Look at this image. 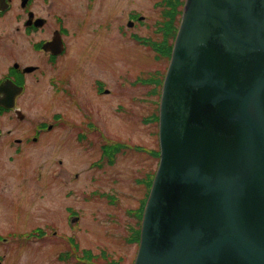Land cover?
Returning <instances> with one entry per match:
<instances>
[{"label": "water", "instance_id": "95a60500", "mask_svg": "<svg viewBox=\"0 0 264 264\" xmlns=\"http://www.w3.org/2000/svg\"><path fill=\"white\" fill-rule=\"evenodd\" d=\"M241 60L254 63L256 74L245 88L231 92L213 80L246 72ZM205 88L222 93H207L205 102ZM203 105L212 110L195 115ZM160 122L161 169L135 264H264V0L186 1ZM166 141H177L170 149L179 151L176 165L195 166L189 170L200 175L178 180L191 181L198 204L177 200L175 189L165 194Z\"/></svg>", "mask_w": 264, "mask_h": 264}, {"label": "flooded vegetation", "instance_id": "af4514ba", "mask_svg": "<svg viewBox=\"0 0 264 264\" xmlns=\"http://www.w3.org/2000/svg\"><path fill=\"white\" fill-rule=\"evenodd\" d=\"M185 2V0L154 2L152 7L160 11L161 18L159 22L157 20L153 21L152 24L157 25L153 34L150 36L134 32L136 25L131 23L130 19H127V27L125 25L119 28L122 35L121 39L128 43L131 42L130 46L132 47L133 45H137V48L142 47L146 54L151 51L155 61L165 63L167 61L165 54H161L159 58H156L155 45L161 43L166 47L167 43L173 44L183 13L186 12ZM71 15L72 13L68 8L56 10L55 0H0V161L2 160L1 155H5L6 161L11 164L17 163L18 160L22 161V158L28 159L27 149L37 147L45 141H53L60 147L65 146L64 150L70 161H76L75 156L79 152L84 153V155L79 154L82 160L87 159L88 155L86 154H91L89 168L102 173L103 165L106 166L105 170L113 167L117 169L120 159L125 158L128 151L134 152L136 150L141 154H145L150 160L155 161L152 170L150 164L148 169L143 168L142 171L138 172V177L132 179L138 185V188L141 187L139 189L143 190V195L138 200V207L127 211L129 216L136 218L137 210L146 203L153 182L161 169L162 142L158 119L160 117L161 99L164 92L163 84L168 63L162 69H157L154 72L144 70L136 75L125 73V75L119 76L118 70L113 68L116 62H112L111 69L109 67L110 63H108L109 60H107L112 57V44L115 43L101 44V41L97 42L96 39L90 38L88 45H82L81 36L83 32L87 33L89 31L87 26L90 23L77 18L74 21V26H72L69 20ZM135 16L136 18L140 17V15ZM106 26L108 27V25ZM144 26L149 29L151 25ZM98 28L102 30L103 26L98 24ZM119 29L117 28V32ZM93 30L90 34L96 36L99 30ZM152 36H155V38ZM72 40H75V42L72 43ZM92 43L97 47L99 53L97 56L90 58V61L84 60V67H81L79 63H76L80 58L77 55L84 51L87 46L89 49L93 48ZM72 54L74 57H71ZM70 58L77 66L79 65L80 69L77 72L74 70L73 64L70 63ZM247 61L241 60V65L248 68L246 72L244 70V73L238 74L235 79L228 76L233 82L232 84L229 83V79H225L224 75H227L221 72L222 77H213V80L225 82L224 89L227 91H240L245 88L246 82L248 84L255 74L251 71L254 63H248ZM86 68H88V71H86ZM79 71L84 72L81 75L82 78H79ZM242 75H245V77L241 78ZM113 77L114 82L111 83L110 79H113ZM43 78H46L48 88L60 91L63 94L62 97L65 99L66 102L64 103H66L68 109L64 113L52 114L49 120L40 121L37 117L27 116L24 111L25 107H30V104L33 105V97H37L39 93H42L40 86ZM140 88L143 91L135 94V90ZM212 92L222 93L219 90L205 88L202 99H205V102L208 100L207 93L214 98L215 95ZM31 94L34 96L32 97ZM116 98L125 101L114 103L113 101ZM198 100L201 99L197 98L196 101L198 102ZM136 104L144 106V113H139L134 109ZM209 109L203 105L195 109V115L200 114L203 116L212 110ZM124 113L125 116H123ZM136 114L142 115L140 118L141 125L154 126V131L148 135L153 134L152 136L155 138L154 146L156 147L144 148L143 145H139L143 146L141 148L133 145L134 147L125 148L126 150L120 156V143L122 139L130 141L128 138L130 135L122 133L126 136L123 137L117 132L114 126L115 119L122 120L126 117L128 121H132ZM68 119L73 120L72 126L67 125ZM61 125L68 127V132L62 141L57 139L58 136L54 134L58 126ZM112 130H116V132L113 133ZM168 142L171 144L168 147L167 141L165 142V146H167L165 168L160 174L165 194H167V191L173 195L175 189L179 197L177 200H189L198 204V199L194 194L195 187H191V181L188 182L189 184H181L178 183V180H180V175L185 173H189L190 179L197 178L200 175L195 170H189L195 166H182L180 168L176 165L177 163L174 161L175 152L179 151L175 149L171 152L170 149L176 146L177 141ZM94 148L95 151H91ZM29 162L31 161H27V163ZM62 162V160L58 161V163ZM65 170L68 172L66 168ZM74 176L79 178V172H75ZM51 177L53 180L59 178L55 172H52ZM116 178L114 183L118 184L119 180ZM98 179L97 175L91 178L92 181ZM183 185H188V191H184L185 186ZM203 192L205 191L202 189L201 193ZM101 193L103 196L106 195V193ZM70 195L71 192L69 191L66 196L69 198ZM117 201L116 199V203ZM79 219L80 217L75 212L70 213L67 217L71 227L77 225ZM51 228L52 225L38 226L24 234L22 231L14 230L7 231V233L1 232L0 242L6 239L5 235L10 237L14 235L19 240L35 235L43 238L47 235V229ZM132 228V226L128 227L131 235L134 233V228ZM13 232L15 234H12ZM205 232L209 233L211 231L207 229L204 230ZM18 233L20 238L19 236L16 237ZM127 243H129V240H127ZM0 245L4 246L1 243ZM229 256L233 255L230 254ZM4 260L5 254H1L0 264H3Z\"/></svg>", "mask_w": 264, "mask_h": 264}, {"label": "rangeland", "instance_id": "374dc122", "mask_svg": "<svg viewBox=\"0 0 264 264\" xmlns=\"http://www.w3.org/2000/svg\"><path fill=\"white\" fill-rule=\"evenodd\" d=\"M157 1L160 0H94L93 2L55 0V6L56 10L68 8L71 11L69 20L72 26L77 18L90 23L87 26L89 31L83 32L81 36L82 45H88L90 38L96 39L97 42L101 41V44L115 43L112 44V57L107 60L111 69L112 62H116L113 68L118 70L119 76H122L125 73L136 75L144 70L154 72L167 64L155 61L151 51L146 54L142 47L137 48V45L132 47L131 42L123 41L119 29L130 19V22L136 25L134 32L151 36L157 26L152 24L153 21L159 22L161 18L160 11L152 7ZM135 15L140 17L136 18ZM140 18H144L142 21L145 23L140 21ZM98 24L103 26L102 30L98 28ZM144 25L151 26L147 29ZM93 29L99 30L96 36L90 34ZM74 42L75 40H72V43ZM92 46L93 48L90 49L87 46L77 55L80 58L76 63L81 67H84V60L90 61V58L99 53L93 43ZM71 57L74 55L72 54ZM69 61L77 72L80 69L79 65L77 66L72 58ZM82 74L84 72L79 71V78H82ZM45 79L41 81L42 93L37 97L31 94L33 105L25 107L24 111L27 116L37 117L40 121L49 120L52 114L64 113L68 109L63 94L48 88ZM110 82H114V77ZM142 91L143 89L140 88L134 93L138 94ZM122 101L125 100L116 98L113 102ZM134 109L144 113V106L141 104L134 105ZM125 115L124 113L123 116ZM141 116L136 114L132 121H128L126 117L122 120L115 119L114 126L117 132L123 137L130 135L128 136L130 141L122 139L120 143V156L125 148L134 147L133 145L141 148L156 147L153 134L148 135L154 131V126L141 125ZM72 124L73 120L68 119L67 125L72 126ZM112 131L116 132V130ZM67 132L68 127L61 125L54 134L62 141ZM93 144L96 145L95 142ZM64 149L65 146L60 147L56 142L45 141L37 147L27 149L28 159L22 158V161L18 160L13 164L6 161L5 155H1L0 233L14 230L22 231L24 234L38 226L52 225L43 238L35 235L36 240L30 236L19 240L14 235L12 237L5 235L6 239L0 242L4 245H0V255L5 254L3 264H104L109 259L117 261L121 259V264H133L138 244L127 243L126 240L131 237L128 227L135 228L137 221L136 218L129 216L127 211L138 207V200L142 197L143 190L139 189L141 187L138 188L132 179L138 177V172L143 168L148 169L150 164L152 170L155 161L136 150L128 151L125 158L120 159V162L118 160L117 169L113 167L105 170L106 166L103 165V172L99 173L89 168L91 154H86L87 159L82 160L79 154L84 155V153L79 152L75 156L76 161H70ZM91 151H95V148ZM59 160L63 162L58 163ZM27 161L31 162L27 163ZM52 172L57 173L59 178L53 180ZM75 172H79V178L74 176ZM96 175L99 179L92 181L91 178ZM115 178L119 180L118 184L114 183ZM69 191L71 195L68 198L66 194ZM101 192L106 195L103 196ZM72 212H75L80 219L77 225L71 227L67 217ZM16 235L20 238L19 233ZM83 251H91L96 256L106 252L110 257L108 260L100 257L97 262L89 263L86 259L82 261ZM66 255L70 257L66 258Z\"/></svg>", "mask_w": 264, "mask_h": 264}, {"label": "trees", "instance_id": "16d2710c", "mask_svg": "<svg viewBox=\"0 0 264 264\" xmlns=\"http://www.w3.org/2000/svg\"><path fill=\"white\" fill-rule=\"evenodd\" d=\"M180 1V0H178ZM155 54H156V58H159V56H161V54H165L167 59H169L170 57V52H171V44L167 43V46L165 47L163 44L159 43L157 45H155ZM137 215H136V219H137V223L136 226L137 228L134 229V233L131 235L130 237V243H138L139 242V237H140V220H141V216H142V209L140 208V210L137 211ZM83 255L82 257H86L85 259L88 260V262H97V260L102 257L105 260H108L107 258V254L106 253H102L100 256H96L94 254H92L91 251H83L82 252ZM105 264H121L119 261H114V260H109L106 261Z\"/></svg>", "mask_w": 264, "mask_h": 264}]
</instances>
